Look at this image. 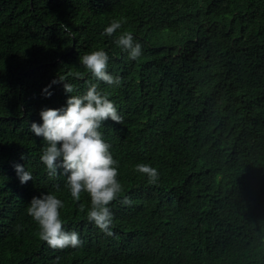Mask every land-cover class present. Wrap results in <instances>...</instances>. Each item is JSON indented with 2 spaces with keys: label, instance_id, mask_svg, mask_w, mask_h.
<instances>
[{
  "label": "trees",
  "instance_id": "trees-1",
  "mask_svg": "<svg viewBox=\"0 0 264 264\" xmlns=\"http://www.w3.org/2000/svg\"><path fill=\"white\" fill-rule=\"evenodd\" d=\"M126 30L138 60L115 44ZM100 49L119 87L79 63ZM59 77L73 95L97 83L123 117L100 129L124 189L109 205L112 237L87 220L86 193L75 202L65 176L47 175L29 130L42 108L66 106L63 83L43 94ZM16 164L32 180L21 184ZM48 192L81 247L39 239L26 208ZM0 264H264V0H0Z\"/></svg>",
  "mask_w": 264,
  "mask_h": 264
},
{
  "label": "clouds",
  "instance_id": "clouds-1",
  "mask_svg": "<svg viewBox=\"0 0 264 264\" xmlns=\"http://www.w3.org/2000/svg\"><path fill=\"white\" fill-rule=\"evenodd\" d=\"M126 19H114L104 28L102 35L113 37L121 29ZM115 44L135 61L142 56V45L135 41L131 31H124L115 37ZM109 55L103 49L90 51L79 56L82 64L97 80L109 86L119 87L122 77L113 76L107 71ZM63 83L64 92L68 95L66 106L61 108H42L39 112L42 123H31L30 132L42 137L40 160L46 167L47 175L55 178L63 175L65 187L70 191L73 201L79 202L82 193L90 197V206L86 217L106 236L112 237L113 213L109 207L124 191L117 179L119 161L110 151L111 145L105 142L100 131L108 120L116 124L123 123L114 102L107 93L100 90L97 83L88 82L87 90L82 95H73L74 86L63 78L53 79L43 89L45 97L53 94L52 85ZM21 159H25L22 155ZM21 184L32 180V173L21 164L14 165ZM62 170V171H61ZM134 171L145 174L149 184H156L160 179L157 168L147 163H138ZM123 204L130 205L131 199L125 196ZM64 202L53 192L33 196L26 208L27 214L38 226L40 240L54 250L78 248L82 246L79 233L65 230L61 219ZM79 211L85 212V205L79 204ZM21 226H17L19 230Z\"/></svg>",
  "mask_w": 264,
  "mask_h": 264
}]
</instances>
